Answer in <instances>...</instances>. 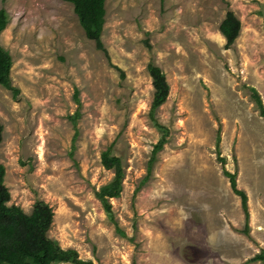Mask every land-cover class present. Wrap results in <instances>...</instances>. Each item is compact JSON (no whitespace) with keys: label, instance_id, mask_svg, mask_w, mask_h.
<instances>
[{"label":"rangeland","instance_id":"1","mask_svg":"<svg viewBox=\"0 0 264 264\" xmlns=\"http://www.w3.org/2000/svg\"><path fill=\"white\" fill-rule=\"evenodd\" d=\"M1 8L0 44L19 90L0 85L8 204L29 214L47 202V235L94 264H262L249 259L264 249V121L248 86L264 102V0H105V52L67 1L0 0ZM229 10L241 27L226 48L219 24ZM150 61L170 87L156 111L169 133L146 177L161 136L149 118ZM218 126L225 168L247 195L248 234L216 158ZM110 146L124 171L110 199L116 225L94 195L114 175L100 157Z\"/></svg>","mask_w":264,"mask_h":264},{"label":"trees","instance_id":"2","mask_svg":"<svg viewBox=\"0 0 264 264\" xmlns=\"http://www.w3.org/2000/svg\"><path fill=\"white\" fill-rule=\"evenodd\" d=\"M73 7L85 36L92 40L95 47L106 51L101 39L103 25L105 22V0H64ZM8 22V15L4 8L0 9V33ZM241 27L239 18L229 10L219 24V31L225 39V47L229 48L238 37ZM149 46V44H147ZM12 67V56L10 52L0 44V85L18 93V88L12 85L10 70ZM147 71L152 80L153 97L149 109V118L153 125L161 132L158 141L153 145L151 156L148 160L147 176L151 174L157 154L163 149L168 141V128L161 124L157 117V109L166 101L169 95V84L164 71L155 63L147 64ZM251 101L255 104L259 115L264 121V102L258 90L248 86ZM74 101L77 104L75 112L69 116L74 127L72 149L75 148V140L78 136L77 121L81 117V100L78 88L74 89ZM3 125L0 121V142L2 139ZM221 126H218L215 135V153L221 164L222 173L228 178L230 188L240 198L241 209L244 216L243 232L248 234L249 210L247 195L244 190L237 187V173L225 168L226 158L220 152ZM101 163L106 169H113L114 175L110 181L95 190L94 195L100 202L104 212L110 221L116 225L112 204L110 199L118 198L123 189L124 171L120 157L111 154V146L100 154ZM5 167L0 163V264H60L68 262L71 264H94L91 259H83L74 248L62 247L56 239L47 235L52 223V207L44 200L37 199L28 214L15 204H8L10 192L4 184ZM249 261L264 264V249L255 253ZM127 264V263H122ZM135 264V263H132Z\"/></svg>","mask_w":264,"mask_h":264}]
</instances>
